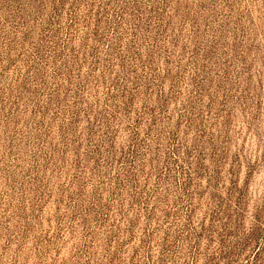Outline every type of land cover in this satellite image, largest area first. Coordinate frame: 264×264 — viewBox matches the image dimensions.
<instances>
[{"label": "rangeland", "instance_id": "374dc122", "mask_svg": "<svg viewBox=\"0 0 264 264\" xmlns=\"http://www.w3.org/2000/svg\"><path fill=\"white\" fill-rule=\"evenodd\" d=\"M0 264H264V0H0Z\"/></svg>", "mask_w": 264, "mask_h": 264}]
</instances>
